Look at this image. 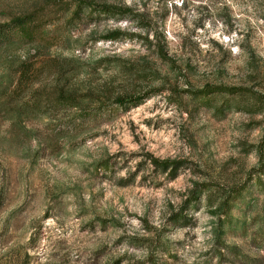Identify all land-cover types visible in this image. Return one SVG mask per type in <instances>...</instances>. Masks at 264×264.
<instances>
[{
    "label": "rangeland",
    "instance_id": "1",
    "mask_svg": "<svg viewBox=\"0 0 264 264\" xmlns=\"http://www.w3.org/2000/svg\"><path fill=\"white\" fill-rule=\"evenodd\" d=\"M28 14L0 36V264H264V0H0Z\"/></svg>",
    "mask_w": 264,
    "mask_h": 264
},
{
    "label": "trees",
    "instance_id": "2",
    "mask_svg": "<svg viewBox=\"0 0 264 264\" xmlns=\"http://www.w3.org/2000/svg\"><path fill=\"white\" fill-rule=\"evenodd\" d=\"M82 4L86 5L91 10L99 9V11L107 12L110 9L108 6L95 5L93 2H81V4H79L76 10L74 11V14H77L78 12L82 10L81 8ZM32 20H33L32 15L28 14V15H23V16H17L11 19L10 21L1 23L0 24V36L4 37V41L10 40L11 39L10 37L13 33L19 34V37H32L33 33L31 31V28H29V26L32 23ZM104 37L108 40H113L117 37V34L113 32ZM144 98L145 97L143 95H140V96L130 97L128 100L118 99L116 101L118 102L119 105L123 107H126L128 105L137 106L144 101ZM151 161L154 165H156L157 167H160L163 170L168 168L169 166H172L173 167L172 175L175 173V170L177 168V162H171L168 160L161 161L154 157H151ZM105 163L106 162H102L101 165H105Z\"/></svg>",
    "mask_w": 264,
    "mask_h": 264
}]
</instances>
